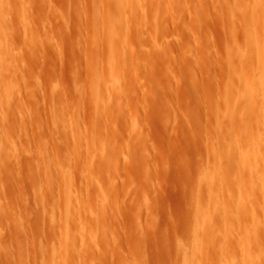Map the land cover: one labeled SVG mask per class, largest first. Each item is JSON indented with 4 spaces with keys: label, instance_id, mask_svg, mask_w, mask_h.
I'll return each mask as SVG.
<instances>
[{
    "label": "rangeland",
    "instance_id": "374dc122",
    "mask_svg": "<svg viewBox=\"0 0 264 264\" xmlns=\"http://www.w3.org/2000/svg\"><path fill=\"white\" fill-rule=\"evenodd\" d=\"M106 1L0 9V264H264V190L244 187L242 206L228 205L232 185L217 182L235 160L222 169L214 160L261 129L259 106L231 97L258 95L253 0H132L119 11L129 22L124 61L108 60L94 20ZM106 70L119 81L99 117L89 90Z\"/></svg>",
    "mask_w": 264,
    "mask_h": 264
},
{
    "label": "bare ground",
    "instance_id": "6f19581e",
    "mask_svg": "<svg viewBox=\"0 0 264 264\" xmlns=\"http://www.w3.org/2000/svg\"><path fill=\"white\" fill-rule=\"evenodd\" d=\"M130 1H132V0H108V1H106L107 3H105L106 5H104V10H102L101 9V7H99V8H95V9H97V11L95 12L94 11V14L93 15H95L94 16V20H95V18L97 19V25H98V28H102V32H103V34L101 33V35H104L103 36V38H104V40H105V43H106V49H107V58H108V60L110 59V58H112L113 56H115V57H119L120 58V60H122V61H124L125 59H126V55L128 54V56H129V53L127 52L128 50L125 48L126 47V45H127V43L125 42V41H128V38H127V36L129 37V35H127L126 34V30L129 28V22H128V20H127V17H126V15L125 14H123V13H120L119 11H121L120 9H122L121 7L122 6H126L127 5V3H129ZM133 1H135V2H137V3H139V1L140 0H133ZM5 3H6V1H5ZM3 4H4V0H0V9L3 7ZM7 4V3H6ZM126 4V5H125ZM250 4V3H249ZM248 3H247V5H245L246 7L249 5ZM5 5V4H4ZM251 5V4H250ZM98 6V5H97ZM154 6V5H153ZM113 8H116V9H113ZM141 8V7H140ZM100 9V10H99ZM125 9V8H124ZM2 10V9H1ZM99 10V11H98ZM3 11V10H2ZM250 11H251V18H250V21H249V26H250V28L253 30L252 32L253 33H257L258 32V29L260 30V33L263 35V38L258 42V43H256V47H257V52H258V54H259V56H260V58H261V56H262V53L264 52V18H262L261 17V15H260V13H261V11H263V13H264V0H253V4L250 6ZM1 13V12H0ZM1 15V14H0ZM95 24V25H96ZM94 25V26H95ZM100 25V26H99ZM126 28V29H125ZM5 29V28H4ZM95 29V28H94ZM98 30V29H97ZM3 33H5V30H3V26L2 25H0V35L1 34H3ZM128 34H129V32H128ZM0 37H2V36H0ZM127 39V40H126ZM1 42V41H0ZM122 42V43H121ZM123 42H125L126 43V45L124 44V45H122L123 44ZM120 43H121V45H120ZM2 49V47L0 48V50ZM125 50H127V51H125ZM136 51H137V49H136ZM136 51H135V53H136ZM4 52V51H3ZM127 53V54H126ZM134 53V54H135ZM139 53V52H138ZM132 55V53L130 54L131 55V57H133L134 59H135V56H136V54L135 55ZM8 56V55H7ZM138 57V56H137ZM132 59V58H131ZM130 59V60H131ZM133 59V60H134ZM138 59V58H137ZM139 61V60H138ZM4 62H6V55L5 54H3V53H0V68H1V66L3 65V63ZM133 62V61H132ZM136 63H137V60H136ZM258 65L259 66H257L258 68H259V71H258V86H257V88H256V91H257V93H258V95H254L253 93H250V94H245V93H243L242 91H241V89H238L235 93H233V91L232 90H230V93H231V91H232V95H231V97L233 98V100H235V101H241V103H244V102H248V104H249V106H248V109H252L253 107L254 108H256L255 106L256 105H258L259 106V108H257V110L259 109V112H260V114H261V116H260V125H261V129H260V131H259V133L257 132V134L255 133V135L254 134H248L247 132H248V130H246L245 132L247 133V135H246V137H244V136H242V137H244V138H242V140H241V138L240 139H238L239 137H238V135L235 133V135H237V139L234 141V143L232 144V143H230L231 145L229 146V148L228 149H226V151H221L220 149L218 150V149H216L215 151H214V160L216 161V164L219 166V168L220 169H222V166H223V164H224V162H229V160H231V158H233L234 160H235V162H234V164H231V165H227L226 166V168H227V170H226V173L225 174H223V176H222V178H220L221 180L219 181L218 180V182H217V184L218 183H220V187H221V185H223V184H231L232 186L230 187H228L227 189H226V202L228 203V205H231V206H242V205H240L239 204V200H240V198H242L241 197V190L244 188V187H246V188H248L249 190H251V192L253 191V192H255L256 190L258 191L260 188L262 189V190H264V153L262 154V156H261V158H258L257 157V154L259 153H256L257 151H255V148L257 147V146H260V145H263L264 144V59L263 60H261L260 59V62L258 63ZM109 69V68H108ZM105 71V70H104ZM108 70H106V72H107ZM111 71V70H110ZM110 71H108V73H106L105 75H104V84H98V82H97V84L95 83V81L94 80H96L97 81V79L95 78V76L93 77V82L95 83L94 85H93V82L91 81V79H92V77L90 78V82H92V85H91V89L89 90V92L91 91V95H89V96H91L92 97V99L90 98V105H92V101L91 100H93V108L95 109V115H98L99 117H102V115L104 116L105 115V113H106V111H103V109H101V108H99V106L101 105V104H103L105 101H106V99H109L110 98V90H112V91H115L116 90V87H114V84L115 83H117L119 80H118V78H117V76H118V74H117V72L116 71H111V73H110ZM112 72H116V74H115V76L113 75L112 76ZM111 75H110V74ZM89 78V77H88ZM241 80L242 81H244V80H246V76L245 75H243L242 77H241ZM233 89H235L234 87H233ZM248 89H250L251 90V87L250 86H248ZM229 93V92H228ZM122 94V93H121ZM226 97L228 98V95L226 94ZM229 97H230V95H229ZM229 99V98H228ZM227 100V99H226ZM237 104V103H236ZM0 107H1V105H0ZM90 108H91V106H89ZM254 108H253V111H254ZM94 109H92V112L94 111ZM105 112V113H104ZM256 112V111H255ZM103 113V114H102ZM233 114H234V112H232ZM231 113V114H232ZM256 114V113H255ZM259 113H258V115H260ZM106 115H108V116H106V117H108L106 120H111L112 121V119L113 118H110L109 117V115H111L112 116V114H106ZM236 115V114H235ZM228 116V115H227ZM230 116H232V115H230ZM238 116V115H237ZM237 116H235V117H237ZM105 117V116H104ZM234 117V116H233ZM94 119V118H93ZM97 120V126H99V123H98V121L100 122L101 121V119L102 118H99L100 120H98V118H96ZM105 119V118H104ZM231 119V118H230ZM103 120V119H102ZM235 120H237V119H235ZM234 120V121H235ZM259 120V119H258ZM93 121L94 120H92L91 121V126H92V123H93ZM104 121V120H103ZM103 121H101V123H107V121L105 122H103ZM259 122V121H258ZM110 123V122H109ZM94 124V123H93ZM239 124H241V123H239ZM259 124V123H258ZM232 125V124H231ZM94 126V128H97V127H95V125H93ZM237 127V124L236 123H234V127ZM240 126V125H239ZM245 126H249V125H245ZM258 126V125H257ZM235 127V128H236ZM247 127L246 128H243V129H247ZM249 127H251V126H249ZM220 128V127H219ZM233 128V127H232ZM239 128V127H238ZM242 129V128H241ZM240 129V130H241ZM236 130V129H235ZM238 130V129H237ZM236 130V131H237ZM254 130V129H253ZM71 133V132H70ZM257 135V136H256ZM100 138V137H99ZM105 138H107V137H105ZM214 139V138H213ZM212 141H214V140H212ZM93 142V141H92ZM107 142V141H106ZM110 143V142H109ZM91 144V143H90ZM90 144H88V147L90 146L91 147V145ZM223 144V143H222ZM217 146V145H216ZM85 147V146H84ZM215 147V146H214ZM224 147V146H223ZM261 147V146H260ZM92 148H93V146H92ZM95 148V147H94ZM221 148V147H220ZM259 148V147H258ZM257 149V148H256ZM86 150V149H85ZM115 150H116V148H115ZM223 150V149H222ZM262 150V149H261ZM91 151V148H90V150H89V152ZM108 151V150H107ZM263 151V150H262ZM93 152V151H92ZM95 152V151H94ZM109 152V151H108ZM111 152V151H110ZM120 152V151H119ZM118 153V152H117ZM91 155V154H90ZM106 155V154H105ZM116 155V154H115ZM259 156H260V154H259ZM112 157H114L113 155L111 156V158ZM108 158V157H107ZM212 158V157H211ZM210 158V159H211ZM75 159H77V158H75ZM115 159V158H114ZM112 160V159H111ZM208 160V159H207ZM206 160V161H207ZM77 161V160H76ZM116 161V160H115ZM114 161V162H115ZM209 161V160H208ZM208 161L206 162L207 164H208ZM213 161V160H212ZM215 161H214V165H215ZM112 162V161H111ZM231 162V161H230ZM77 163V162H76ZM83 163V162H82ZM205 163V164H206ZM115 164H117L116 162H115ZM204 164V165H205ZM228 164V163H227ZM67 164H65V166H66ZM69 166H70V164H68ZM87 165V164H86ZM114 165V164H113ZM216 165V166H217ZM71 166H74V165H71ZM115 166V165H114ZM215 166V167H216ZM75 167V166H74ZM79 167V166H78ZM82 167V166H81ZM115 167H117V166H115ZM214 167V168H215ZM70 168V167H69ZM204 169H205V167H203ZM208 168V167H207ZM78 169H80V168H78ZM84 169V168H83ZM87 169H88V167H87ZM116 169V168H115ZM67 170H69V169H67ZM71 170V169H70ZM69 170V171H70ZM75 168H74V172H75ZM90 170V169H89ZM103 170V169H102ZM105 170V169H104ZM117 170V169H116ZM202 170V169H201ZM208 170V169H207ZM215 170V169H214ZM213 170V171H214ZM65 171V170H64ZM92 171V170H91ZM92 172H94V171H92ZM91 172V173H92ZM98 172V171H97ZM217 172V171H216ZM67 174L69 173V172H66ZM65 173V174H66ZM77 173V172H76ZM100 173V172H99ZM105 173V172H104ZM110 173V172H109ZM220 174V173H219ZM76 175V174H75ZM93 175V174H92ZM215 175H217L218 176V173L216 174L215 173ZM220 176V175H219ZM214 177V176H213ZM248 178V182H245V181H243L244 179H247ZM214 179H215V177H214ZM213 182H215L214 180H213ZM208 187H209V185H208ZM213 187V186H212ZM218 187V186H217ZM235 187H236V189H235ZM223 190V189H222ZM220 191V190H219ZM236 191V192H235ZM261 191V190H260ZM212 192H213V190H212ZM249 192V191H248ZM250 192V193H251ZM258 193H259V191H258ZM257 193V194H258ZM220 194H222V193H220ZM224 195V194H223ZM244 195V194H243ZM252 195H254V193H252ZM260 195H261V193H260ZM99 196V195H98ZM246 197V196H245ZM249 197V196H248ZM262 197L263 196H261V199H262ZM219 198V197H218ZM218 198H216V199H218ZM222 198V197H221ZM259 198V197H258ZM244 199V198H243ZM257 199V198H256ZM260 199V198H259ZM216 201V200H215ZM205 202V201H204ZM243 202V201H242ZM255 202H257V201H255ZM206 203V202H205ZM247 203V202H246ZM250 203V202H249ZM224 204H226V203H224ZM252 204H253V202H252ZM207 205V204H206ZM251 206V203L250 204H248L247 203V205L245 204V205H243V206ZM208 207V206H207ZM206 207V208H207ZM219 207V206H218ZM223 207V206H222ZM68 208V212H72V210H73V208H72V206H67L66 207V209ZM72 208V209H71ZM239 209H240V207H238ZM238 208H236V209H238ZM248 208V207H247ZM212 209V208H211ZM71 210V211H70ZM198 210H200V209H198ZM220 210H223L222 208L220 209ZM235 210V209H234ZM253 210V209H252ZM251 210V211H252ZM262 210H263V207H262ZM239 211V210H238ZM263 212V211H262ZM221 213V212H220ZM223 213V212H222ZM200 214V213H199ZM230 214H232V213H230ZM256 214V213H255ZM221 215V214H220ZM264 215V214H263ZM250 216H253V214L252 215H250ZM222 217V216H221ZM262 217V216H261ZM193 218V217H192ZM206 218V217H205ZM255 218V217H254ZM197 219V218H196ZM251 219V218H250ZM208 220V219H207ZM230 220V219H229ZM251 220H253V219H251ZM193 221V220H192ZM222 221H223V219H222ZM196 223H197V220H196ZM250 224H251V221H250ZM190 225V224H189ZM193 225V226H192ZM252 225V224H251ZM202 226V225H201ZM220 226V225H219ZM237 226V225H236ZM236 226H235V229H236ZM240 226V225H239ZM249 226V225H248ZM256 226V225H255ZM65 227V226H64ZM191 229L193 230V231H200V229H201V227L199 226V225H197V224H191ZM212 227V226H211ZM224 227H225V225H224ZM238 227V226H237ZM66 228V227H65ZM209 228V227H208ZM252 228H253V226H252ZM223 229H225V228H223ZM233 229V228H232ZM238 229V228H237ZM242 229V228H241ZM254 229V228H253ZM213 230V229H212ZM217 230V229H216ZM67 230H65V232H66ZM225 231V230H224ZM239 231V230H238ZM237 230H236V232L237 233H239ZM243 231V230H242ZM254 231V230H253ZM261 231V230H260ZM64 232V233H65ZM191 232V231H190ZM236 232H235V234H236ZM249 232V231H248ZM193 233V232H192ZM197 233V232H196ZM210 233V232H209ZM224 233V232H223ZM226 233V232H225ZM234 233V232H233ZM252 233H254V232H252ZM195 234V233H194ZM227 234V233H226ZM258 234V233H257ZM209 236V235H208ZM229 236V235H228ZM237 236H238V234H237ZM260 236V235H259ZM246 237V236H245ZM230 238V237H229ZM225 239H227L226 237H225ZM238 239V238H237ZM239 239H240V236H239ZM238 239V240H239ZM248 239H250V238H248ZM252 239H253V235H252ZM258 239V238H257ZM204 240V238L202 239V241ZM255 240V239H254ZM226 241V240H225ZM245 241V240H244ZM244 241H243V243H244ZM251 240H248V241H246L244 244H245V247L246 246H248V245H251L250 243L252 242H250ZM58 242V241H57ZM227 242V241H226ZM242 242V241H241ZM255 242V241H254ZM67 243H68V240H67ZM234 243V242H233ZM64 245V244H63ZM65 245H66V243H65ZM209 245V244H208ZM237 245H238V243H237ZM239 245H240V242H239ZM256 245H257V243H256ZM259 245V244H258ZM257 245V246H258ZM42 246V245H41ZM241 246V245H240ZM239 246V247H240ZM243 246V245H242ZM241 246V247H242ZM255 246V245H254ZM64 247H66V248H64ZM62 246V248H64L65 250H67V251H65L64 249H62V250H64L65 252H67V255H69V253L70 252H74V250H75V248H76V245L75 244H70V243H68L66 246ZM78 247V246H77ZM185 247V246H184ZM193 247H194V250L195 251H197V252H200L201 251V238H200V236H197L196 235V237H194V245H193ZM231 247V246H230ZM240 247V248H241ZM259 247H260V245L258 246V250H259ZM88 248V247H87ZM210 248V247H209ZM248 248H249V246H248ZM41 249H42V247H41ZM41 249H39V250H41ZM44 249V248H43ZM186 249H188V248H186ZM250 249V248H249ZM262 249V248H261ZM86 250V249H85ZM240 250V249H239ZM251 250V249H250ZM51 251H53V250H51ZM84 251V250H83ZM243 251H245V250H243ZM203 252V254H204V251H202ZM253 252V251H252ZM259 252V251H258ZM184 253V252H183ZM52 254H53V252H52ZM260 254H261V251H260ZM43 256V255H42ZM260 256V255H259ZM52 257H54L53 255H52ZM204 257V256H203ZM194 258V257H193ZM231 258V257H230ZM230 258H229V260H230ZM255 258V257H254ZM187 261V260H186ZM185 261V262H186ZM254 261V260H253ZM264 261V260H263ZM197 262V261H196ZM249 262H251V261H249ZM188 263V262H187ZM186 263V264H187ZM225 263H227V262H225ZM223 264V263H222Z\"/></svg>",
    "mask_w": 264,
    "mask_h": 264
}]
</instances>
